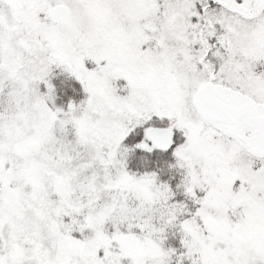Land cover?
Instances as JSON below:
<instances>
[{
    "label": "snow or ice",
    "instance_id": "1",
    "mask_svg": "<svg viewBox=\"0 0 264 264\" xmlns=\"http://www.w3.org/2000/svg\"><path fill=\"white\" fill-rule=\"evenodd\" d=\"M0 264H264V0H0Z\"/></svg>",
    "mask_w": 264,
    "mask_h": 264
}]
</instances>
